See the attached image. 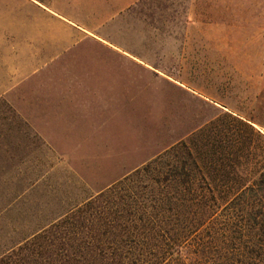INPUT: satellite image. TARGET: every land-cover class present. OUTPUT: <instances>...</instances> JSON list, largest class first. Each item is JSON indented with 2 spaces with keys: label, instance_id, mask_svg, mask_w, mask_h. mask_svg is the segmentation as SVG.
<instances>
[{
  "label": "rangeland",
  "instance_id": "374dc122",
  "mask_svg": "<svg viewBox=\"0 0 264 264\" xmlns=\"http://www.w3.org/2000/svg\"><path fill=\"white\" fill-rule=\"evenodd\" d=\"M36 1L0 0L38 18L0 20V254L224 112L264 135V0Z\"/></svg>",
  "mask_w": 264,
  "mask_h": 264
},
{
  "label": "trees",
  "instance_id": "16d2710c",
  "mask_svg": "<svg viewBox=\"0 0 264 264\" xmlns=\"http://www.w3.org/2000/svg\"><path fill=\"white\" fill-rule=\"evenodd\" d=\"M0 264H264V135L224 112L31 229Z\"/></svg>",
  "mask_w": 264,
  "mask_h": 264
},
{
  "label": "crops",
  "instance_id": "0c3cea01",
  "mask_svg": "<svg viewBox=\"0 0 264 264\" xmlns=\"http://www.w3.org/2000/svg\"><path fill=\"white\" fill-rule=\"evenodd\" d=\"M40 17L43 18L45 20V22H46L45 23L46 29H44L43 31H41V33L44 32V35L43 36L46 38L47 36H49L48 35V31H47V26L50 25V23H51V22H49L47 24V18H49V20L51 21L52 15L46 13V14H41ZM61 17L63 19H65V20H67V21L74 19L73 17L67 16V15H61ZM37 19H38L37 18V14L23 15V14H20V13H4V14H2V16H0V20L14 22L12 24V27L13 28L12 27L4 28V35H7V33H11L12 30L15 29L18 26V28L20 27V28H23L24 29L23 30V32H24L23 33V36L25 37L24 42H26V43L27 42H30V40H27V38H30V35L31 34H35L37 32V30L34 29L33 31H31V29H29V27L32 26V25H29L28 23H26V24L25 23L24 24L23 23L20 24V22H22V21L23 22H27V21H30L31 22V21H36ZM16 22H18V25H16ZM30 31H31V33H30ZM9 36H11V35H9ZM20 36H22V35H20ZM39 36H42V35H39ZM12 42L13 41H7L6 38H5V45L8 46L7 43H12ZM103 48L106 49V50H110V51L112 50V51H114V53H116L114 49H117V47L114 46V45H104ZM19 50L24 51V52H28V53H32L33 54L32 55V60H35L36 59V55L35 54L38 53V52L39 53L43 52L45 54H49L50 56H49L48 59H46V57H45V60L43 62L41 61L40 65H39L40 68H42L43 66H45L52 59L51 54L53 52V48H52V45L51 44H44V46H34V45L26 44L22 48L19 47ZM7 51L8 52L9 51L11 52V51H13V48L10 47V50L8 49ZM122 52H124V51H122ZM125 54L128 55V53L126 51H125ZM22 79H20L17 82H15V80H14L13 82L10 81L8 83H4V85L2 87L0 85V99L3 98V99H6V101H9L8 97L11 96V102H12V104L10 103V105H12V107L13 108H16V110H18V111H20V109H21L19 107V103H18L20 101V98L18 96V93L20 94L21 87L24 86V84L29 83V82H27V80H30V78H27V77H23ZM25 79H27V80H25ZM32 81H33L32 83H34V84H49V81L50 80H49V78H46L44 80L41 79V78H38V79L34 78V79H32ZM23 89L24 88H22V90Z\"/></svg>",
  "mask_w": 264,
  "mask_h": 264
}]
</instances>
